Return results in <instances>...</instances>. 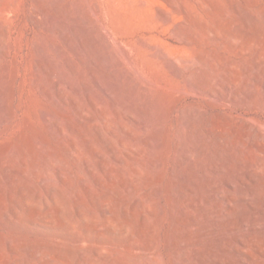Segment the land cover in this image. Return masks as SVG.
I'll use <instances>...</instances> for the list:
<instances>
[{"label": "rangeland", "instance_id": "rangeland-1", "mask_svg": "<svg viewBox=\"0 0 264 264\" xmlns=\"http://www.w3.org/2000/svg\"><path fill=\"white\" fill-rule=\"evenodd\" d=\"M0 50V264H264V0H0Z\"/></svg>", "mask_w": 264, "mask_h": 264}, {"label": "bare ground", "instance_id": "bare-ground-1", "mask_svg": "<svg viewBox=\"0 0 264 264\" xmlns=\"http://www.w3.org/2000/svg\"><path fill=\"white\" fill-rule=\"evenodd\" d=\"M5 29V28H4ZM5 35V34H4ZM145 45V44H144ZM1 51V50H0ZM6 54V53H5ZM137 84V83H136ZM1 99V98H0ZM5 112V110H4ZM7 112V111H6ZM10 114V113H9ZM45 117V116H44ZM241 145V144H240ZM256 146V145H255ZM241 149V147H239ZM257 148V147H256ZM186 150V149H185ZM230 151V149H228ZM257 151V150H256ZM261 152V151H260ZM239 153V152H238ZM258 153V152H257ZM263 157V156H262ZM228 158V157H227ZM230 158V157H229ZM182 160V159H181ZM240 161V160H239ZM252 165V164H251ZM231 167V166H230ZM200 168V167H199ZM200 178V177H199ZM193 181V180H192ZM178 184V183H177ZM172 240V239H171ZM177 240V239H176ZM182 242V241H181ZM238 243H242L241 239H238ZM175 243V242H174ZM213 243V242H212ZM173 245V244H172ZM239 245V244H238Z\"/></svg>", "mask_w": 264, "mask_h": 264}]
</instances>
